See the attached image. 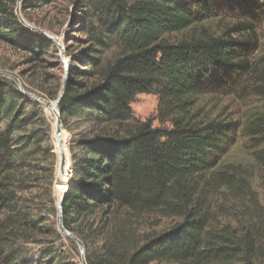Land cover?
Instances as JSON below:
<instances>
[{
  "label": "trees",
  "instance_id": "trees-1",
  "mask_svg": "<svg viewBox=\"0 0 264 264\" xmlns=\"http://www.w3.org/2000/svg\"><path fill=\"white\" fill-rule=\"evenodd\" d=\"M52 1L23 0L21 12ZM16 2L0 0V40L26 62L40 63L54 43L20 23ZM71 5L59 110L67 131L71 119L87 128L69 146L72 176L62 216L63 226L83 242L87 264H264V204L254 182L264 186V106L245 124L253 170L223 161L237 121L212 116L200 102L250 73L247 55L264 0ZM38 75L22 80L24 90L55 100L61 77L52 76L49 89V80ZM142 93L156 95L159 126L134 117L131 104ZM51 123L40 102L0 78V264H12L7 251L14 245L43 241L45 230L77 251L57 228L51 194L42 233L38 226L46 218L37 216V205L29 212L21 204L14 185L23 181L26 159L41 155L53 186ZM146 215L176 221L143 233Z\"/></svg>",
  "mask_w": 264,
  "mask_h": 264
},
{
  "label": "rangeland",
  "instance_id": "rangeland-1",
  "mask_svg": "<svg viewBox=\"0 0 264 264\" xmlns=\"http://www.w3.org/2000/svg\"><path fill=\"white\" fill-rule=\"evenodd\" d=\"M72 1L53 0L47 5L29 8L24 14L21 12L23 18L29 24L43 30L48 38L53 37L60 47L54 45L51 50L45 52L42 62L29 63L25 61V56L21 52L0 40V78L10 79L3 76V74H10L17 77L22 84V80H29V76H32V74H39L37 77L39 81L43 82L44 77L49 80L46 85V87L49 86V89L54 84L51 82L52 76L61 77L62 82L65 64L60 51H65L64 36L66 30H68L67 24ZM226 21H229V16ZM254 32V43L247 55L251 64L250 73L242 76L239 82L233 83L231 87L226 86L218 89L200 99L205 108L211 111L212 116L226 121H237V129L228 133L234 142L228 140L226 143L225 147H227V150L223 154V161L242 163L253 170L255 169L253 150L246 134L245 124L248 116L253 111L264 106V93H262L264 92V60H262L264 55V14L262 19L255 25ZM65 58L68 62L69 58L66 56ZM157 104L158 100L154 94L142 93L136 95L131 104L134 117L140 120H148L153 126H159L156 118ZM42 106L48 120L53 121L51 113L44 105ZM29 109L27 108V110ZM86 128L87 125H81L74 119L68 121V131L63 128L68 149ZM25 164L23 174L19 177L23 181L18 180L14 185L18 187L17 196L21 198V204L26 205L29 208V212H33V208L37 205L40 209L38 211L40 215L38 214L37 216L46 218L38 226L40 228L39 231L43 233L49 223L48 216L52 210L50 194L55 201L56 207L58 192L54 184L53 186L48 184L47 172L44 170L47 163L41 155H39L37 160L26 159ZM254 182L257 186L259 198L264 204V186L261 187L256 179ZM175 221L172 218L146 215L141 218L139 228L143 233L160 232ZM43 238L44 240L40 242H20L9 248L7 255L13 259L12 264H82L78 248L77 251H74L68 241L56 237L52 238L46 230Z\"/></svg>",
  "mask_w": 264,
  "mask_h": 264
},
{
  "label": "water",
  "instance_id": "water-1",
  "mask_svg": "<svg viewBox=\"0 0 264 264\" xmlns=\"http://www.w3.org/2000/svg\"><path fill=\"white\" fill-rule=\"evenodd\" d=\"M22 1L23 0H17L16 7H15V14H16L18 20L20 21V23L23 24L24 26L30 28L31 30H35V31L39 32L40 34L45 35L46 33L43 30L38 29L36 27H33L31 24H29L23 18L22 14H21V2ZM49 39L54 43L55 46L60 47L59 44L55 41V39L53 37H49ZM60 54H61V57H62L64 64H65V70H64L63 80L61 82V87H60L58 96L55 100H49V99L44 98L42 96H39L35 93L26 92L24 90L20 80L13 75L3 74V76H6V77L10 78L11 80H13L15 82V84L17 85V87L19 88V90L23 94H25L29 97H32L35 100H37L38 102H40L51 113L52 118H53V123H52L53 139H55V141L57 143V148H58V153L56 154V166H55L56 172H55L54 184H57L58 175L65 177L64 184H66V191H67L68 187H69V183H70V181H69L70 176H71V160H70L69 149H68V147H67V145L63 139V133H65V132H64L63 124H62V120H61V113L59 110V102H60V100L63 96V93H64V88H65V83H66L67 73H68V62L64 56L63 50L60 51ZM66 191H65V193H66ZM64 194L60 198L57 199V203H56L57 228L61 234L68 236L69 238H71L75 242V244L77 245V248L79 250L80 256H81V263L87 264L86 259H85V246H84L83 242L77 236H75L73 233L68 231L63 226L62 202H63Z\"/></svg>",
  "mask_w": 264,
  "mask_h": 264
},
{
  "label": "bare ground",
  "instance_id": "bare-ground-1",
  "mask_svg": "<svg viewBox=\"0 0 264 264\" xmlns=\"http://www.w3.org/2000/svg\"><path fill=\"white\" fill-rule=\"evenodd\" d=\"M63 139L66 143L65 133H63ZM53 143H54V152H55V154H57L58 148H57V143H56L55 139H53ZM64 180H65V177L58 175L57 184H54L56 191L58 192V198H60L66 191V184H64Z\"/></svg>",
  "mask_w": 264,
  "mask_h": 264
}]
</instances>
